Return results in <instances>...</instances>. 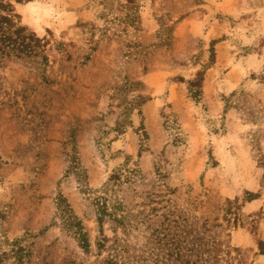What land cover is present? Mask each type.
Returning <instances> with one entry per match:
<instances>
[{
    "label": "rangeland",
    "instance_id": "1",
    "mask_svg": "<svg viewBox=\"0 0 264 264\" xmlns=\"http://www.w3.org/2000/svg\"><path fill=\"white\" fill-rule=\"evenodd\" d=\"M135 1L133 20L126 0H0V13L11 4L21 33L39 39L22 50L0 32L5 231L14 238L48 227L29 239L40 259L83 256L73 237L50 226L56 198L67 196L95 239L82 188H99L128 164L145 176L138 188L166 191L191 220L209 218L206 234L222 247L264 264V113L256 123L236 109L222 116L223 96L235 90L264 108V83L252 78L264 68V0ZM213 40L214 62L195 100L182 77L204 69ZM247 191L261 196L246 202ZM228 199L239 204L238 224L223 219ZM143 234L132 241L142 244Z\"/></svg>",
    "mask_w": 264,
    "mask_h": 264
},
{
    "label": "trees",
    "instance_id": "2",
    "mask_svg": "<svg viewBox=\"0 0 264 264\" xmlns=\"http://www.w3.org/2000/svg\"><path fill=\"white\" fill-rule=\"evenodd\" d=\"M126 1V6L133 11L131 17L134 20L138 17L137 3L135 0ZM7 7L10 9L5 14L0 13V32L5 41H12L22 50L32 47L33 41H36L34 46L39 47V39L35 34L21 33L26 30L21 24V16L11 4ZM128 17L130 18V14ZM13 35L16 37L13 38ZM214 42H211L210 60L204 69L198 70L188 80L182 77L187 83L190 96L195 100L201 98L206 70L214 62ZM252 78L264 83V68L260 72H253ZM223 103V119L231 109L241 112L244 119L251 123L259 121L264 113V108L254 103L251 95L244 90H235L224 95ZM254 139L257 145V137ZM158 174L159 177L164 176L162 171ZM139 184H147L142 169L127 164L113 171L99 188L93 189L87 185L82 188L91 197L94 221L98 229L95 239L67 196L59 193L56 198L57 212L50 226H59L73 237L83 253V256H77L80 258L79 262L76 257L70 256L63 258L62 264H254L248 261L241 247L230 244L222 247L219 238L206 234L211 229L209 218L201 222L191 220L188 213L173 206L166 191H157L152 187L140 189ZM166 187L173 192L169 186ZM136 196L142 200L135 201ZM260 196V193L247 191L245 201L251 202ZM238 205L228 199L222 207L223 219L229 224H238L240 221ZM260 212L264 216V207ZM5 217L6 212L1 210L0 264H39L40 260L41 264H55L54 261L45 260L46 257L40 259L32 248L33 241L29 242L31 237H37L48 227L41 229L39 233L27 230L23 235L10 238L3 224ZM193 217L199 220L197 215ZM218 224L221 225L219 222ZM107 228L113 232L112 236L106 233ZM135 231L144 233L142 244L132 241ZM258 255L264 256V239L258 243Z\"/></svg>",
    "mask_w": 264,
    "mask_h": 264
}]
</instances>
